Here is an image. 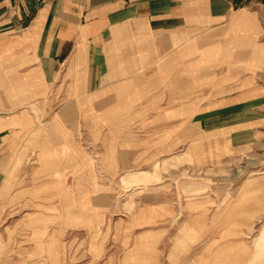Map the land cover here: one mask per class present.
I'll use <instances>...</instances> for the list:
<instances>
[{
	"label": "crops",
	"instance_id": "crops-1",
	"mask_svg": "<svg viewBox=\"0 0 264 264\" xmlns=\"http://www.w3.org/2000/svg\"><path fill=\"white\" fill-rule=\"evenodd\" d=\"M242 9L248 21L264 22V0H0V196H19L56 174L65 184L69 146L93 191L100 173L108 189L115 172L191 145L195 128L217 132L232 148L248 143L264 116L244 113L264 110V94L235 84L215 105L194 110L195 31L227 30ZM164 95L186 96L168 109L171 118ZM125 100L142 105L134 111L142 112L145 145L114 155L128 125L116 118ZM209 143H201L203 157Z\"/></svg>",
	"mask_w": 264,
	"mask_h": 264
},
{
	"label": "rangeland",
	"instance_id": "rangeland-1",
	"mask_svg": "<svg viewBox=\"0 0 264 264\" xmlns=\"http://www.w3.org/2000/svg\"><path fill=\"white\" fill-rule=\"evenodd\" d=\"M248 14L236 12L221 32L218 25L195 31V112L215 105L235 84L264 94V22L261 16L248 21ZM234 70L239 74L232 78ZM174 97L163 96L164 118L186 100ZM125 101L116 118L128 125L122 142L116 136L112 143L114 155L145 145L139 143L142 112L134 111L142 105ZM256 114L264 110L244 117ZM255 129L248 143L232 148L217 132L195 128L191 147L182 143L115 172L108 189L100 173L93 191L87 189L91 176L78 170L79 151L69 146L65 184L56 174L19 196H0V264H264V120Z\"/></svg>",
	"mask_w": 264,
	"mask_h": 264
}]
</instances>
